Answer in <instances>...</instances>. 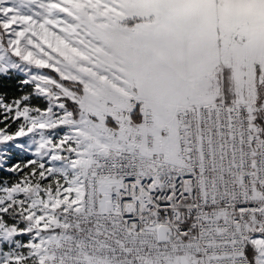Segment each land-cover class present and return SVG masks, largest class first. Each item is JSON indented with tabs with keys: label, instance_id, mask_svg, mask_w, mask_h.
<instances>
[{
	"label": "snow or ice",
	"instance_id": "6c2138e0",
	"mask_svg": "<svg viewBox=\"0 0 264 264\" xmlns=\"http://www.w3.org/2000/svg\"><path fill=\"white\" fill-rule=\"evenodd\" d=\"M258 61L264 0H0V264H264Z\"/></svg>",
	"mask_w": 264,
	"mask_h": 264
},
{
	"label": "rangeland",
	"instance_id": "374dc122",
	"mask_svg": "<svg viewBox=\"0 0 264 264\" xmlns=\"http://www.w3.org/2000/svg\"><path fill=\"white\" fill-rule=\"evenodd\" d=\"M258 62H261V63H264V61H258ZM39 137H30L28 138V142H29V145L31 146V148L34 150L35 147H36V144H35V140H38Z\"/></svg>",
	"mask_w": 264,
	"mask_h": 264
}]
</instances>
